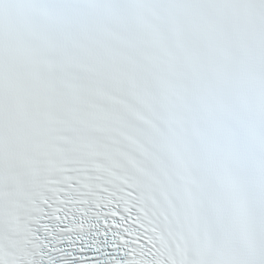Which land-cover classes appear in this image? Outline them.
<instances>
[{
	"label": "snow or ice",
	"instance_id": "1",
	"mask_svg": "<svg viewBox=\"0 0 264 264\" xmlns=\"http://www.w3.org/2000/svg\"><path fill=\"white\" fill-rule=\"evenodd\" d=\"M0 264H264V0H0Z\"/></svg>",
	"mask_w": 264,
	"mask_h": 264
}]
</instances>
